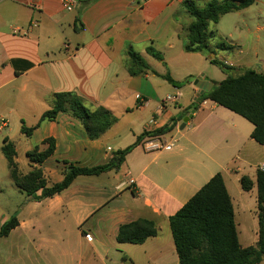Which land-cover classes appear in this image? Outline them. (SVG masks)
<instances>
[{"label": "crops", "instance_id": "obj_1", "mask_svg": "<svg viewBox=\"0 0 264 264\" xmlns=\"http://www.w3.org/2000/svg\"><path fill=\"white\" fill-rule=\"evenodd\" d=\"M76 1L68 12L63 0H0V121L6 122L0 130V229L14 217L19 222L0 238V264H180L170 218L218 173L232 198L237 231L248 235L253 211L247 194L257 189L243 191L240 180L247 176L256 182L264 145L252 138L250 122L212 101L195 109L182 128L200 93L196 79L214 86L227 78L215 81L216 55L208 59L209 45L206 52L185 50L193 23L187 0ZM192 1L203 9L209 0ZM253 6L263 14L264 0ZM263 30L258 25L257 32ZM129 48L143 58L147 71L130 74ZM149 48L164 60L150 55ZM242 53L235 52V65L244 63ZM166 75L180 83L196 79L177 88ZM62 93L78 95L92 111L108 110L116 123L92 141L69 113L42 121ZM176 95L177 103L165 102ZM172 123V132L144 139L117 168L80 176L42 201L16 187L2 153L8 140L20 172L27 175L32 170L27 153L46 151L53 140L55 152L42 164L52 186L63 181L69 165L109 164L143 134ZM23 124L33 129L31 135L23 133ZM141 219L154 222L158 235L142 245L119 244V228ZM257 241L258 231L252 246Z\"/></svg>", "mask_w": 264, "mask_h": 264}, {"label": "trees", "instance_id": "obj_2", "mask_svg": "<svg viewBox=\"0 0 264 264\" xmlns=\"http://www.w3.org/2000/svg\"><path fill=\"white\" fill-rule=\"evenodd\" d=\"M256 1L209 0L205 8L200 9L194 1L187 0L185 6L193 18V23L188 30L185 50L194 53L206 52L210 38V24H218L222 17L246 10ZM128 53L131 59L129 71L132 76L149 69L133 48H129ZM148 53L159 61L164 60L162 54L153 48H149ZM212 63L222 70L228 69L226 64L216 59ZM163 78L177 88L191 82L190 80L176 82L170 75ZM205 101H212L246 119L254 126L252 138L258 144L264 145V73L249 69L237 77L228 75L224 81L214 83L210 92L199 96L191 110L199 108ZM60 113H69L78 119L92 141L99 139L116 123V118L108 110L99 108L92 111L78 95L73 93L56 94L52 109L44 114L42 121H55ZM175 125L172 123L154 134H143L133 146L119 152L109 164L90 168L69 165L63 181L52 186H48L42 164L55 152L53 140L47 141L50 147L46 151L40 152L39 148H36L27 153V158L32 164V170L27 175L20 172L16 162L15 146L8 140H5L2 153L8 161L10 176L16 187L32 200L42 201L61 194L80 176H99L117 168V163H123L126 156L144 139L168 134L173 131ZM22 131L29 136L33 129H28L23 124ZM240 184L245 192L252 191L254 187L257 189L256 246L244 248L240 244L232 198L222 174L218 173L170 218V228L180 264H264V172H258L256 182L243 176ZM38 192L41 194L37 195ZM18 225L17 218H12L1 227L0 238L7 237ZM157 235L158 229L155 223L141 219L122 225L118 231L117 242L142 245ZM124 261L127 262V259L124 258Z\"/></svg>", "mask_w": 264, "mask_h": 264}, {"label": "rangeland", "instance_id": "obj_3", "mask_svg": "<svg viewBox=\"0 0 264 264\" xmlns=\"http://www.w3.org/2000/svg\"><path fill=\"white\" fill-rule=\"evenodd\" d=\"M201 5L204 6L205 4ZM222 18L220 23H211L209 26L210 38L208 39V45L210 53L208 59L216 55L218 61L228 66L227 71L222 70L217 65H214L216 68L211 67L217 73L215 81L219 82L224 77H228V75L237 77L249 69L264 73V30L257 32L258 25L264 27V12L261 15L258 12L257 6H251V8L242 13L228 14ZM239 27H243L244 29L249 27L251 31L250 33L240 35L237 31ZM230 33L233 34V38L229 36ZM222 45L226 47L223 48L221 47ZM238 49L243 50L242 55H240L241 58H244L242 65H235L236 59L234 55ZM193 79L195 80L196 76L188 78L190 81ZM13 130L14 135L19 134L18 127L13 128ZM3 184L4 189L9 191L7 179L4 180ZM256 194V190L253 193L247 194L248 202L253 211L252 217H248L247 227H245V230H248V235L242 232V229L238 230L240 243L243 247L252 246L258 231Z\"/></svg>", "mask_w": 264, "mask_h": 264}, {"label": "built area", "instance_id": "obj_4", "mask_svg": "<svg viewBox=\"0 0 264 264\" xmlns=\"http://www.w3.org/2000/svg\"><path fill=\"white\" fill-rule=\"evenodd\" d=\"M63 3H64V8L66 11L68 12H71L74 10V8L76 7L77 5V1L76 0H63ZM180 99V95H176V96H168L166 99H165V102L166 103H177L178 100ZM6 122L4 121H0V130L2 128V126L5 124ZM6 126V125H4ZM174 145L171 144L169 146H166V148L168 149H171ZM261 171H264V165L260 168ZM130 185L134 184V180H130ZM86 238L88 240L91 239V236L90 235H86Z\"/></svg>", "mask_w": 264, "mask_h": 264}, {"label": "water", "instance_id": "obj_5", "mask_svg": "<svg viewBox=\"0 0 264 264\" xmlns=\"http://www.w3.org/2000/svg\"><path fill=\"white\" fill-rule=\"evenodd\" d=\"M194 85L200 90V93L198 94L197 98L201 95H203L204 93H208L211 91V89L213 88V84L212 83H209V82H204V81H201V80H196L194 82ZM196 98V100H197ZM196 112V110H192L191 114L186 117L184 119V123H183V126L182 128L184 129L185 125L189 122V120L192 118L193 114Z\"/></svg>", "mask_w": 264, "mask_h": 264}]
</instances>
